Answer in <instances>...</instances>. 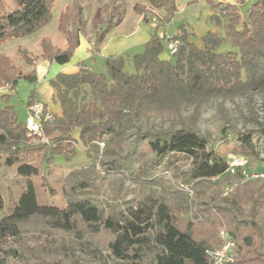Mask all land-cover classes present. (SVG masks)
Returning a JSON list of instances; mask_svg holds the SVG:
<instances>
[{
	"label": "trees",
	"instance_id": "1",
	"mask_svg": "<svg viewBox=\"0 0 264 264\" xmlns=\"http://www.w3.org/2000/svg\"><path fill=\"white\" fill-rule=\"evenodd\" d=\"M13 1L14 8L3 7L0 13V45L33 33L52 15L54 0ZM175 1L158 0L163 21L154 24L142 51L130 56L133 72L125 71L123 55L110 54L104 58L102 71L81 61L77 71L58 72L51 78L53 99L60 113L51 112V121H41L45 139L27 137L25 119H19L14 105L8 103L19 80L36 82V68L24 70L0 52V88L9 91L0 95V167L17 165L19 174L41 175L28 162L30 158L38 156L50 166L58 155H75L78 142L90 159L88 165L67 173L61 206L39 204L34 185L23 188L0 218V264H48L39 261L30 238L41 241L38 247L42 251L50 244L43 233L51 230L79 240L77 244L99 233L109 234V252L103 254V264H209L205 246H218L219 238H200L192 227L195 219H203L206 214L218 218L216 227L220 221L225 224L235 241L234 260L227 264H264V178L242 182L221 198L212 192L189 218L180 217L187 190L222 175L228 166L227 157L214 148L216 137L197 126L203 107L211 99H220L217 108L223 124L219 137L236 135L246 155L257 157L256 139L264 126L243 133L224 115L223 102L239 95L251 101L256 93H264V0L248 4L247 0H206L213 10L210 19L224 29L225 36L208 31L202 45L197 46L190 39L192 32L180 23L170 36L177 38L179 45L174 54H169V37L160 34L158 28L171 22ZM72 3L57 20V32L66 38L67 45L56 49L44 45L41 56L48 62L68 63L79 44L81 8L77 4L73 9L76 3ZM135 9L148 20L150 13L145 8L135 5ZM118 10L114 6L111 12L116 14ZM225 42L230 48L222 49ZM24 57L30 65L38 58ZM35 101L33 88L26 106ZM188 107L192 111L185 120L182 111ZM149 118L172 119L180 125L167 129L138 126L140 119ZM173 153L191 158L187 171L173 174L180 182L171 192L173 198L145 195L135 204L125 203L123 208L98 198L91 178L97 175L96 165L141 184L162 185V172L171 168L167 157ZM32 225L38 234L30 235ZM71 258L68 264H80Z\"/></svg>",
	"mask_w": 264,
	"mask_h": 264
},
{
	"label": "rangeland",
	"instance_id": "2",
	"mask_svg": "<svg viewBox=\"0 0 264 264\" xmlns=\"http://www.w3.org/2000/svg\"><path fill=\"white\" fill-rule=\"evenodd\" d=\"M72 1L76 3L73 9L77 4L81 8L80 17L83 25L79 35V44L71 57L72 60L70 62L72 63H69L71 65L67 67L65 66V70L67 72L76 71V61L80 60L89 64L95 71H102L104 58L114 54L123 55L125 57V71L133 72L134 67L130 56L133 53L142 51L144 42L153 31L154 24L163 21L164 12L156 5L158 0H54L51 18L45 25L29 35L1 44L0 52L10 56L13 62L22 69L29 70L31 67H37L38 63L46 60L45 57L41 56L44 51V45L51 44L55 49L64 48L67 45V40L57 32V20L61 12L68 5L73 4ZM222 1L233 2V0ZM250 1L247 0V4ZM135 5H138L139 8H145L150 13L147 16L148 20H143L142 15L135 9ZM114 6L119 7L116 14L111 12ZM175 6L176 11L171 22L167 26L158 28L160 34L170 36L178 24L184 23L189 31L192 32L190 35L191 41L197 46L202 45V37L208 31L217 32L221 36H225L224 29L210 19L213 10L206 0H176ZM3 7L6 9L14 8V1L0 0V13ZM88 44H90L89 48ZM228 48H230V45L225 42L222 45V49ZM24 54L27 56L35 55L38 58L30 65L27 63ZM53 64H55L54 66H59L58 63L53 62ZM43 67L46 69L47 65H38L36 72H39V77H37L36 82L21 79L17 84L16 92L8 96V103L14 105L21 120H24L27 115L25 113V104L33 88H37L36 90L41 100H49L51 96L53 88L49 85L47 76L44 77L46 74L42 70ZM71 67L75 68L71 70ZM44 87L47 89L45 90ZM8 92L7 88H0V95ZM219 102V98H213L203 107L197 121L199 130L208 132L216 137L214 148L220 154L226 157L232 154L242 155L251 171L260 170L264 172V131L260 132L256 139L258 146L257 157L247 156L242 145L237 143L236 135L229 133L225 139L219 137L222 135L221 128L223 124V115L217 108ZM49 103V105L54 104L51 101ZM191 111V107L184 109L182 117L187 120L191 115ZM223 112L231 124L238 127L243 133H246L245 130L264 126V93H256L251 101L241 95L234 97L233 100H225L223 102ZM179 125L177 121L172 119L149 118L138 121V126L142 129L159 127L167 129L179 127ZM75 146V155L68 158L58 155L50 166L45 164V162L43 163L38 156L28 160L32 166H36L39 169L41 175L46 177L45 179L41 178L40 174H19L17 165L0 167V218L13 206V201L18 199L27 184L34 185L39 204L53 202L58 206L63 205L65 201L62 196V189L67 186V173L73 168L83 167L90 163V159L85 155L83 145L78 142ZM100 147H103V143H100ZM122 153H125V148H123ZM167 161L170 163L171 168L162 172V185L141 184L128 179L123 173H107L104 170H100L99 165H96L95 171L97 175L91 176V178L94 177L98 198L122 208L127 202L135 204L136 201L145 195H152L154 198L162 199L173 198L171 192L180 183L178 179L174 178L173 174L187 171L190 168L191 158L184 154L173 153L167 157ZM258 178H264V176L242 180L223 173L210 180L201 181L194 186L193 191L187 190V198L181 202L183 211L180 217L185 220L189 218L195 210H198V206H203L201 200L205 199L208 194L214 192L216 198H221L242 182L253 181ZM43 181H47L48 184L43 186ZM50 188H52L51 191H49ZM195 220L192 224L195 235L200 238L217 239L218 230L223 223L220 221L219 226L216 227L214 222L218 218L214 214H206L203 219ZM37 231L36 226L32 225L30 231L32 234L30 235L38 234ZM43 235L49 239L50 244L42 251L38 247L41 241L32 240L31 238L30 240L36 246L35 250L40 258L39 261H45L48 264H68V261L72 259L71 257L77 259L80 264H103L102 256L109 252L107 250V243L110 240L109 234L107 236L99 233L93 237H87L84 244H77L76 242L79 240L73 239L62 232L51 230L50 233H43ZM208 244L205 247H213L211 243Z\"/></svg>",
	"mask_w": 264,
	"mask_h": 264
},
{
	"label": "built area",
	"instance_id": "3",
	"mask_svg": "<svg viewBox=\"0 0 264 264\" xmlns=\"http://www.w3.org/2000/svg\"><path fill=\"white\" fill-rule=\"evenodd\" d=\"M171 36V35H170ZM166 41V49L169 54H174L179 45L177 38H170ZM52 113L49 110L44 111L43 104L35 101L27 106V115L25 124L27 128L26 136L32 138L33 136L45 139L44 133L41 129V121H51ZM227 169L225 173L232 175L242 180L264 176V172L260 170H250L246 164V160L242 155L232 154L227 156ZM227 190V188H226ZM225 190V192H226ZM219 244L216 247L205 249V254L209 258V264H227L234 260L235 241L227 230L225 224H222L218 230Z\"/></svg>",
	"mask_w": 264,
	"mask_h": 264
},
{
	"label": "crops",
	"instance_id": "4",
	"mask_svg": "<svg viewBox=\"0 0 264 264\" xmlns=\"http://www.w3.org/2000/svg\"><path fill=\"white\" fill-rule=\"evenodd\" d=\"M226 2H231V1H226ZM233 2H234V0H233ZM175 31V30H174ZM174 31H173V33H174ZM90 47V44H88V48ZM72 60V58L70 59V61ZM68 62V63H66V64H62V65H60L59 64V66H54L55 64H53V62H47L46 60L45 61H42L41 63H38L37 64V67H36V70H38V65L39 64H43V65H47V67H46V69L43 67V72L46 74H44L45 76L44 77H46L47 76V78H48V83H49V85H50V80H51V78H53L54 77V75L56 74V73H58V72H66V73H72V72H75V71H72V72H67L65 69H66V67L68 66V65H71V64H69V63H72V62ZM80 60H78V61H76V64H78V62H79ZM81 62V61H80ZM44 63H47V64H44ZM55 63V62H54ZM53 64V65H52ZM73 65V64H72ZM66 66V67H65ZM75 66H77V65H75ZM73 68H75V67H71V70L73 69ZM77 70H78V66H77ZM76 70V71H77ZM37 77H39V72L37 73ZM51 86V85H50ZM45 88V90L47 89L46 87H44ZM3 89H6L5 87H3ZM37 88H35V90H36ZM43 91V90H42ZM53 96H54V89H52V91H51V96H50V98H49V100H47V99H43V100H41L40 98H39V95H38V91L36 90V100L38 101V102H40L41 104H43V105H46V107H47V109L50 111V112H53V113H57V114H59L60 113V106H59V104L57 103V101H55L54 99H53ZM49 101H51V103L53 102L54 104H51V105H49L50 103H49ZM27 107H26V104H25V113H27V109H26Z\"/></svg>",
	"mask_w": 264,
	"mask_h": 264
}]
</instances>
